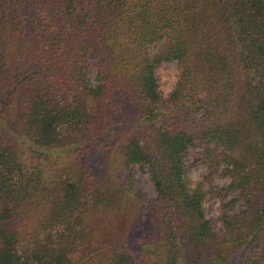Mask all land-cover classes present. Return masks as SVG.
<instances>
[{"label":"trees","instance_id":"16d2710c","mask_svg":"<svg viewBox=\"0 0 264 264\" xmlns=\"http://www.w3.org/2000/svg\"><path fill=\"white\" fill-rule=\"evenodd\" d=\"M0 264H264V0H0Z\"/></svg>","mask_w":264,"mask_h":264},{"label":"rangeland","instance_id":"374dc122","mask_svg":"<svg viewBox=\"0 0 264 264\" xmlns=\"http://www.w3.org/2000/svg\"><path fill=\"white\" fill-rule=\"evenodd\" d=\"M174 72H175L174 63H168V64L160 65L157 67L156 78L159 82V87L163 91V93H167L171 89L174 83V79H175ZM88 80L90 83L93 82L92 77H89ZM15 147H16L15 150L17 151V153L19 154V152H21L22 154V155H19V158L21 159V161L27 160L28 155L26 151L24 149L19 151L20 147L18 144H16ZM194 150L196 149L194 148L190 149V151H194ZM112 156L113 155L111 154L110 159H112ZM95 158H98V155L92 158L90 157L87 160V163L89 164V166L94 165L93 159ZM68 160H69L68 153L61 152L60 155L57 154V155H54V157L53 156L50 157V160H49L50 163H48L47 165L55 162L58 166H61L64 162H67ZM33 164L36 166L40 165L44 167L45 169H47V165L45 164V162L40 163V161H37L36 159H34ZM206 173H207L206 166L204 167L201 164H195V165L190 164L185 169V180L187 181L189 185L200 184L201 190L203 192H205V190H207L208 188L210 189L211 184L220 185V184L226 183L228 180L225 176L221 175L218 172L216 174H212L210 177H206ZM130 174H131L133 181L136 184L138 191L149 199L154 198V189L150 182L147 169L144 166H135L130 169ZM40 196L41 194H39L38 192L37 193L35 192L32 198L27 199L25 205L20 208V212L21 214H23V218L21 219V222L18 225L17 231H18V234L20 235L19 240L21 241V245H22V242L29 243L35 235H37L38 240L43 241V243L45 242L44 240L45 234L40 230V227L38 224L42 213L40 215L36 214L37 209L43 208V204H42L43 200L41 199ZM236 205L240 206L239 203H236ZM202 207H203L204 214L213 220L212 222H213L214 228L219 229L220 228L219 222H217L216 219H214L216 217V214L219 208V203L216 200V198L206 195L204 198ZM29 208H31L30 212L28 211ZM91 216L93 218L92 223H91L92 226H95L96 228L103 226L102 222H100L98 218L94 219V217L96 216L94 211H91ZM39 232H42V233H39ZM27 239H30V240H27ZM53 240L54 239H52L51 241ZM81 251L82 249L79 248L74 253L76 255H73L72 258H80L81 255H83Z\"/></svg>","mask_w":264,"mask_h":264}]
</instances>
